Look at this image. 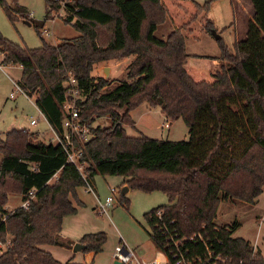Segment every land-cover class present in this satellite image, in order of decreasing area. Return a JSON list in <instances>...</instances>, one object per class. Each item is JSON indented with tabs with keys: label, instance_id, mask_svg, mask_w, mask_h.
<instances>
[{
	"label": "trees",
	"instance_id": "16d2710c",
	"mask_svg": "<svg viewBox=\"0 0 264 264\" xmlns=\"http://www.w3.org/2000/svg\"><path fill=\"white\" fill-rule=\"evenodd\" d=\"M44 1V18L52 19L51 12L64 0ZM65 1L63 21L73 23L78 35L28 48L0 33L4 62L20 65L19 86L29 97L36 95L35 105L58 133L69 71L83 92L81 119L92 123L107 115L111 123L91 127L92 138L79 147L82 171L66 162L59 144L39 140L26 129L13 128L0 137V241L8 242L0 264H94L60 262L46 247L62 244L63 218L83 205L76 192L84 186L82 174L92 182L96 173L122 176L127 188L167 195L168 203L144 213L157 246L162 223L155 213L161 211L167 228L178 235H203L224 259L214 263L202 246L189 244L187 255H200L207 260L202 264H264L259 249L232 235L237 223L214 222L221 201L255 203L264 192V0H250L254 14L245 37L232 49L217 39V57L191 55L185 48V36L197 40L214 28L205 15L200 17L212 0ZM12 2L13 7L0 0L9 19L16 14L24 19L28 11ZM166 16L172 30L157 37ZM29 22L36 29L43 26ZM128 56L133 58L124 77L113 86L108 78L92 76L97 63ZM192 58L204 59L207 66L194 65ZM143 102L160 108L166 120L183 119L188 138L127 135L124 125L134 126L130 111ZM30 190L34 198L26 208L4 209L10 194L24 200ZM120 200L128 205L124 194ZM105 241L104 232L79 239L82 252L94 255Z\"/></svg>",
	"mask_w": 264,
	"mask_h": 264
},
{
	"label": "rangeland",
	"instance_id": "374dc122",
	"mask_svg": "<svg viewBox=\"0 0 264 264\" xmlns=\"http://www.w3.org/2000/svg\"><path fill=\"white\" fill-rule=\"evenodd\" d=\"M5 1L13 7V0ZM17 1L28 11L24 19L16 14V18L10 20L0 4V33L8 40L22 47L37 48L42 46L43 41L56 44L62 39L78 35L73 23L63 21L66 11L61 7L51 12L52 19H45L46 4L44 0ZM195 1L202 4L207 0ZM202 14L213 23V29L226 46L232 49V44L236 40L245 37L249 18H252L254 8L250 0H212L208 9L205 13H201L200 17ZM200 17L195 23L197 28L200 27ZM29 21L43 23V26L36 29ZM171 30L172 24L166 16L165 21L158 26L154 34L157 37L165 38ZM104 33L106 32L104 31ZM183 34L185 35V32ZM185 48L186 52L191 55L217 57L220 54L217 40L210 32L206 31H202L197 40L185 36ZM191 62L201 68L207 66L204 59L200 58H192ZM125 64V60L120 63L113 61L97 63L91 74L94 77L110 79L113 81L110 85L113 86L115 79L124 77ZM106 65L111 68V71L104 73L103 67ZM20 75L21 67L18 64H8L4 71L0 70V137L13 128H25L29 133L32 131L41 133V140L49 142L53 131L35 105L36 95L29 97L23 92L15 91L13 81L19 84ZM12 90L15 93L10 96ZM147 105L146 102H143L130 111V115L136 121V126L124 125L127 135L133 137L146 135L150 138L176 141L188 138V127L183 119L166 120L159 112L158 107L149 109ZM38 116L40 119L37 124L30 125V120ZM110 123V117L107 115L95 118V125L107 126ZM35 137L39 139L38 133H35ZM122 181L123 178L119 175L96 173L92 181V186L97 188L96 195L88 192L84 186L76 189L77 197L83 202V205L78 206L74 214L63 218L60 239L62 244L48 247L56 260L60 262L72 260L76 263H89L93 260L94 264H110L115 246L125 244L132 249L135 248V251L137 250L136 246L139 247L136 252L144 258L157 257L164 261L163 252L149 235L150 227L144 218V213L168 203L167 195L161 190L146 192L135 188H129L125 193H122L121 189L125 186ZM110 188H115L116 191L112 194ZM110 193L114 197L113 205L107 214L99 213L96 206L99 202H103ZM122 194L129 200L128 205L121 202ZM21 199L20 194H10L4 209L14 210L20 205ZM214 222L217 225L237 223L238 226L232 235L246 238L253 245L256 244V248L261 251L264 257V192L257 197L255 203L238 200L221 201ZM97 232H104L106 235V241L97 254L72 250L74 243H70V240L77 242L83 234Z\"/></svg>",
	"mask_w": 264,
	"mask_h": 264
},
{
	"label": "built area",
	"instance_id": "2783aa9c",
	"mask_svg": "<svg viewBox=\"0 0 264 264\" xmlns=\"http://www.w3.org/2000/svg\"><path fill=\"white\" fill-rule=\"evenodd\" d=\"M61 4V9H63L64 1H61ZM45 33L47 34V31H45ZM4 57V53L0 51V70L3 71L8 65L4 62ZM13 83L15 91L23 92L25 94L19 84L14 81ZM63 87L64 98L60 105L61 131L58 133L49 125L53 131L51 142L61 146L66 156V162L74 164L78 170L82 171V164L79 162V156L81 154L79 147L92 138L93 134L91 127L95 126V120H93L92 123H89L81 119L78 101L83 99V92L78 85V80L73 71L67 73V78L63 82ZM15 91L12 90L9 95L13 96ZM40 114L45 118L41 111ZM39 119V116L37 118H32L29 122L30 125H36ZM165 126H167V123H165ZM82 178L86 190L94 193L91 181L85 174H82ZM115 191V188H110L112 194ZM111 193L103 202H99L96 206L99 213L107 214L109 208L113 205L114 197ZM32 198H34V190L28 191V198L21 200L19 206L26 208L29 204V199ZM155 218L162 223L160 235L162 244L157 247L163 252L164 261H161L157 257L144 258L138 255L134 249L125 244H119L114 248L110 264H115L116 261L120 264H202L207 262V260H211L214 263L224 261V259L219 254H216L214 249L209 246L203 235H178L175 229L172 230L171 228H167L165 223L162 222L161 211L155 213ZM3 219L4 218H2V220ZM7 243V241L5 243L0 241V254L5 251ZM189 244H198L202 246L206 252L207 260L203 259L200 255H195L193 258L189 257L187 255L190 246ZM253 246L256 248V244Z\"/></svg>",
	"mask_w": 264,
	"mask_h": 264
},
{
	"label": "crops",
	"instance_id": "0c3cea01",
	"mask_svg": "<svg viewBox=\"0 0 264 264\" xmlns=\"http://www.w3.org/2000/svg\"><path fill=\"white\" fill-rule=\"evenodd\" d=\"M250 20L252 19V18H249ZM133 58V56H128V57H125V58H121V59H111V60H108V61H102V62H110V61H113V62H116V63H120V62H123L124 60L126 61V66H127V64L131 61V59ZM102 62H99V63H102ZM125 66V67H126ZM105 70H107V71H111V68L108 66V65H106V66H104L103 67V71H104V73L106 72ZM28 96V95H27ZM147 108H153V107H150L149 105H147ZM38 109V108H37ZM159 109V112L161 113V111H160V108H158ZM39 110V109H38ZM40 111V110H39ZM161 115L163 116V118H165L164 117V115L161 113ZM40 117V116H39ZM132 117V116H131ZM46 120V119H45ZM132 120L134 121V127L136 126V121L133 119V117H132ZM47 121V120H46ZM37 124V123H36ZM17 129H19V128H17ZM25 129V128H24ZM33 132V131H32ZM33 133H38V138H39V140H41V133H39V132H33ZM43 135V134H42ZM52 137H53V135L50 137V140H49V142H51V140H52ZM169 140H171V139H169ZM92 181H93V179H92ZM92 183V182H91ZM93 188H94V186H93ZM129 188H127V190H128ZM97 191V188H94V193H92V194H94V195H96L95 193H96V191ZM126 190V191H127ZM22 200V199H21ZM61 237H62V234H61ZM238 237H240V236H238ZM244 239H246V238H244ZM246 240H248V239H246ZM69 241V240H68ZM71 242L70 243H76V242H74V241H72V240H70ZM250 241V240H249ZM77 242H79V240L77 241ZM256 242V241H255ZM49 247V246H48ZM48 247H46V250H48L49 251V249H48ZM138 248L139 247H137L136 246V249L138 250ZM134 250H135V248H133ZM136 250V251H137ZM50 252V251H49ZM92 253V252H91ZM91 261H93V260H91ZM88 263V262H87Z\"/></svg>",
	"mask_w": 264,
	"mask_h": 264
},
{
	"label": "water",
	"instance_id": "95a60500",
	"mask_svg": "<svg viewBox=\"0 0 264 264\" xmlns=\"http://www.w3.org/2000/svg\"><path fill=\"white\" fill-rule=\"evenodd\" d=\"M27 24H30L29 22H27ZM211 34L214 36V38L217 40L220 36L219 34L214 30V29H211ZM107 71V70H105ZM127 190V187L124 186L123 189H122V193H125ZM84 248V245L80 242H76L73 244V247H72V250L74 252H78V251H82V249ZM115 264H120L118 263L117 261L115 262Z\"/></svg>",
	"mask_w": 264,
	"mask_h": 264
}]
</instances>
